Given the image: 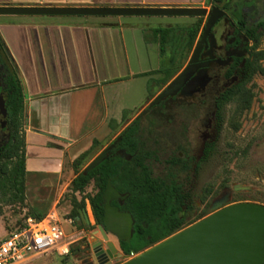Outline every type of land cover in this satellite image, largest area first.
I'll use <instances>...</instances> for the list:
<instances>
[{
    "label": "crops",
    "instance_id": "0c3cea01",
    "mask_svg": "<svg viewBox=\"0 0 264 264\" xmlns=\"http://www.w3.org/2000/svg\"><path fill=\"white\" fill-rule=\"evenodd\" d=\"M213 1L0 0V7L208 9ZM123 18L0 16L2 45L24 84L27 180L46 181L59 191L60 181L70 174V164L89 151L94 141L102 147L133 120L120 111L118 121L107 99L126 95L136 81H146L148 88L150 78L159 76L155 73L160 66L150 70L139 50L158 44L149 33L154 27L127 23ZM129 49L137 52L136 61ZM158 82L152 94L160 89ZM105 128L102 138L74 152Z\"/></svg>",
    "mask_w": 264,
    "mask_h": 264
},
{
    "label": "trees",
    "instance_id": "16d2710c",
    "mask_svg": "<svg viewBox=\"0 0 264 264\" xmlns=\"http://www.w3.org/2000/svg\"><path fill=\"white\" fill-rule=\"evenodd\" d=\"M203 26L204 19L196 18V22L190 25L158 27L149 30L151 37L158 44L160 57L163 60L161 68L155 73L162 76L157 83L159 88L167 86L183 70L195 48ZM255 40L258 42L257 38ZM0 46L2 47V53H0L1 91L4 93L7 110L4 129L0 122V188L8 189L12 195V202L24 203L27 190L24 84L17 65L2 45L1 39ZM262 61H264V54L258 53L254 48L246 63L245 74L240 84L221 95L217 100L219 128L223 126L224 113L228 109L231 110V116L234 118L241 116L251 108L254 95L247 85L256 75H264ZM151 96L152 92L150 98ZM139 124L140 120L137 118L122 132L115 142V151L98 167L89 173H85V170L76 171L75 178L69 186L72 194L70 196L72 205L70 219L75 222L80 211L86 208L87 200L95 220V228L103 225V194L109 183L121 195H129L120 206V210L131 213L135 221V232L130 245L120 243V248L125 255H131L132 251L140 254L188 228L191 225L188 223V217L195 207L191 192L186 191L177 180H162L153 177L152 170L147 164L149 155L140 140ZM100 146L101 144L95 141L92 148L73 164L94 160L97 152L101 151ZM91 182L94 183L96 189L95 195L78 202L75 195L83 194ZM212 193V188L208 185L203 191L201 202L205 203ZM251 194V191L237 192L234 194L232 203L253 201V198L249 197ZM204 213L201 219L210 215L208 206ZM46 216L35 214L27 218L41 221ZM21 227L23 224L19 228Z\"/></svg>",
    "mask_w": 264,
    "mask_h": 264
},
{
    "label": "rangeland",
    "instance_id": "374dc122",
    "mask_svg": "<svg viewBox=\"0 0 264 264\" xmlns=\"http://www.w3.org/2000/svg\"><path fill=\"white\" fill-rule=\"evenodd\" d=\"M203 19L205 21V18ZM123 21L127 23H139L144 24L145 26L158 28L190 25L196 22V18L124 17ZM141 48L142 49L139 51L140 53L142 52L144 62H146L148 59L149 69H159V66L161 68L163 62H160L161 58L159 56V47L155 44H152L149 47L143 46ZM129 52L131 54V58L134 56L136 61L137 52L135 49H129ZM257 52H262L264 54V31L260 35ZM261 65L264 67V61H262ZM161 78L162 76L160 75L150 78L151 82L149 83L147 89L146 81H136L131 85V91V86L129 87L126 95H116L112 99H110V97L107 99V104L110 105L112 109H114L113 116L118 121H120V118H122L120 111H122L123 117H133V120L131 119L130 121L124 123L122 125V129L116 134L119 135L121 131L126 129L131 124V122L139 116L140 112L143 110L142 107L146 104L147 100L150 99V93L155 89L157 80H160ZM247 87L254 95L251 108L248 111L244 112L241 116H235L232 118V113L230 112L231 110L228 109L224 113V122L222 128L218 127L217 129L215 126V120H212V116L208 118L212 127L211 130H208L206 133L208 134L206 135V138L213 142V150L211 151V154L209 155L210 158H208L207 161H205L197 170L194 168L192 169V175L189 177L191 180L186 183L195 203V207L188 217V223L191 224L190 226L199 222L200 219L205 215V208L201 205V197L203 196L204 189L208 185L211 186L213 191L210 200L212 199L216 201L217 199L222 198L224 195L231 193L227 205L234 204L232 202L234 201V194L237 192H234L233 188L235 186H243L249 188V190L246 191L252 192L249 197L253 198V201H248V203H256L264 206V75H256L247 85ZM159 90L162 89H158L157 92H159ZM154 96L156 95L152 94L151 97L154 98ZM210 96L211 97H209L207 101L208 107H210V103L212 102L211 99L215 95ZM208 112L210 113V108H208ZM202 118L203 116L201 113V116L196 114L195 117L188 120L189 125L192 124L197 128L195 135H193L191 139V143L193 144L190 152L198 160L203 155L201 139L203 138V135L200 133ZM1 121L2 120L0 119V122ZM236 127L238 128L236 129ZM107 130L108 129L105 128L98 134L93 135L90 141L84 140L82 144L74 149V152L86 147L89 143L94 141V138H102ZM162 130L163 128L159 129L157 139L163 140L162 148L164 151H161L158 163H156V165L152 168V170H154L157 175H160V173L163 172L165 173L167 166L165 161L166 159H170V157L165 158V154L169 155L168 153L172 151V148L175 147L174 143H176L174 141H170L167 136L164 137L163 133H161ZM118 135L114 134L101 147V151H98L97 154L99 155L104 150V147L110 144V142ZM159 135L163 136V139H161ZM180 139L181 138L176 136V141ZM182 140L184 139L182 138ZM92 161L87 160V164L84 167H82V165L84 162H86V160L77 165L70 164V174L67 178H63L60 181L59 191L51 188V186L46 181H35L34 179H28L26 184V200L24 203L12 202V195L9 193L8 189L6 187L0 188V243L8 237L10 232L24 224L27 217L33 216L35 214L58 215L62 221L63 230L67 234L68 242H75L73 244L74 246L72 248V253L68 257L59 256L56 252L52 251L43 255L30 257L26 261L20 262L18 264H85V260L89 257L88 254L90 253L91 255L95 246H97L98 243H101L100 241L102 240V237L99 233L93 234L96 235L93 238H85V233H82L83 230L80 229V227L78 228L75 222H73V226H70L63 221L72 220L69 217L72 211V205L70 201V196L72 194L69 190L70 183L75 178L76 171L85 170L87 165ZM184 181L187 180L184 179ZM95 193L96 189L94 188V183L91 182L83 194H76L75 197L77 198L78 202H81L87 199L89 196L95 195ZM86 207L88 209L91 208L87 200ZM93 229L97 228L93 227ZM109 237L110 241L113 242L118 248L116 239L111 236ZM126 261H128V259L121 260L115 264H123Z\"/></svg>",
    "mask_w": 264,
    "mask_h": 264
},
{
    "label": "water",
    "instance_id": "95a60500",
    "mask_svg": "<svg viewBox=\"0 0 264 264\" xmlns=\"http://www.w3.org/2000/svg\"><path fill=\"white\" fill-rule=\"evenodd\" d=\"M0 16L209 17L205 25L203 38L196 43L192 53L190 59V65H192L198 59L204 44L207 43V38L210 37L212 41L215 40L211 30L226 14L219 8H213L209 12L205 8L0 7ZM8 54L11 57L9 52ZM189 70L190 68L185 69L169 83L165 91L151 105L155 106L183 89L191 74ZM203 81L204 76L201 79L193 80L186 87V90L189 91V94L194 93ZM1 87L2 78L0 76ZM0 118L2 119L1 127L4 129L7 110L3 94H0ZM41 134L50 136L46 133ZM109 154L110 149L103 150L87 165L85 173H89L98 167L108 158ZM86 164L87 161L83 163L82 167ZM246 190H249V188L243 186L233 188L234 192ZM230 194L228 193L225 198H219L213 202L209 216L140 254L132 251L131 256L124 258L128 261L123 264H264V206L248 202L227 205ZM128 197V194L121 195L111 183L108 184L103 194L104 218L103 225L98 226V231L108 248V254L111 256L120 257L121 255L118 253L115 244L109 240L108 235L129 245L134 236L135 221L131 213L121 212L118 207L111 205L115 201L122 204ZM80 217L87 219L85 209L80 212ZM86 221L87 228H89L88 219ZM100 245L102 243H98L95 248Z\"/></svg>",
    "mask_w": 264,
    "mask_h": 264
},
{
    "label": "flooded vegetation",
    "instance_id": "af4514ba",
    "mask_svg": "<svg viewBox=\"0 0 264 264\" xmlns=\"http://www.w3.org/2000/svg\"><path fill=\"white\" fill-rule=\"evenodd\" d=\"M213 8H219L225 12L226 16L219 20L211 30V34L215 37V40L212 41L210 37L207 38V43L204 44L196 62L190 65V57L183 70L179 73L181 74L185 69L190 68L189 71L191 74L184 88L174 96L168 97L157 105L152 106L151 104L165 91L168 85L162 88V90L153 94L156 96L148 100L147 105L137 117L140 120V140L149 155L147 164L151 170L158 163L161 151H164L162 148L163 140L157 139L159 129L163 128L161 133H163L164 137L167 136L170 141L176 142L174 143L175 147L168 153L169 155L165 154V158L170 157V159H166L165 161L167 164L165 173L163 172L157 175L152 170L153 177L162 180L175 179L189 192L190 190H188L186 183L191 180L189 177L192 175V169L197 170L210 158L208 155L212 151L213 142L206 138V135H208L206 133L212 127L208 118L212 116V120H215L217 129L219 126L217 100L221 95L231 91L240 84L245 74L246 63L250 59L253 49H257L260 35L264 31V0H214L208 8L209 12ZM208 19L209 17L205 18L204 26L197 42L203 38ZM256 38L258 42L255 40ZM0 53H2L1 46ZM202 76H204V81L198 85L194 93L189 94L186 87L193 80L201 79ZM0 94L4 95L1 88ZM185 95L191 96L187 97ZM210 95L215 96L211 99L212 102L210 103V107H208L207 101L211 97ZM208 108H210V113L208 112ZM201 113L203 118L201 120L200 133L203 135V138H201L203 155L198 160L190 152L193 144L191 143V139L195 135L197 128L192 124L189 125L188 120L195 117L196 114L201 116ZM122 132L110 144L104 147V150L110 149L109 155L115 151V142ZM163 136H160V138L163 139ZM176 136L181 139L176 141ZM184 179L187 181H184ZM226 196L224 195L222 198ZM210 198L211 196L205 203L201 202L204 208L208 206V212H210L214 202ZM114 203L117 204L115 205ZM111 205L120 209L122 204L115 201ZM85 210L90 227L87 228V219L81 218L80 214L76 217L75 224L83 230L82 233H85V238H93L96 236L93 234L99 233L98 226L97 229H93L95 227V220L91 208L88 209L86 207ZM116 241L118 243V248H116L121 255L120 257L109 255L108 248L102 239L100 241L102 245L94 248L91 255L90 253L88 254L89 257L85 260V264H115L124 260L126 256H131L125 255L120 248V243L122 242L117 239ZM73 244L70 249V254L72 253Z\"/></svg>",
    "mask_w": 264,
    "mask_h": 264
},
{
    "label": "built area",
    "instance_id": "2783aa9c",
    "mask_svg": "<svg viewBox=\"0 0 264 264\" xmlns=\"http://www.w3.org/2000/svg\"><path fill=\"white\" fill-rule=\"evenodd\" d=\"M63 221L73 226L72 220ZM73 243L68 242L58 215L48 214L41 221L27 218L23 227L10 232L0 243V264H18L52 251L68 257Z\"/></svg>",
    "mask_w": 264,
    "mask_h": 264
}]
</instances>
